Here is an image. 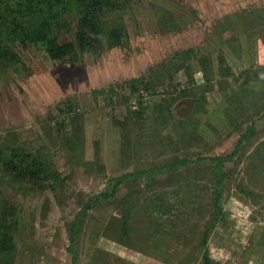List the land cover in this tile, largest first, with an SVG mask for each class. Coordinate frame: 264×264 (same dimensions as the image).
<instances>
[{"label": "rangeland", "instance_id": "obj_1", "mask_svg": "<svg viewBox=\"0 0 264 264\" xmlns=\"http://www.w3.org/2000/svg\"><path fill=\"white\" fill-rule=\"evenodd\" d=\"M261 6L264 0H130L122 14L127 31L122 45L96 53L85 51L74 67L65 60H52L37 44H15L24 65L0 70V142L16 131L19 139L46 146L63 184L55 191L29 194L0 184L1 196L16 205L21 219L12 264H73L66 249V226L79 211L81 199L107 188L114 176L176 154L194 159L231 153L241 134L234 130V123L258 110H263V115L255 119L256 131L242 141L238 155L225 162L221 199L225 215L212 230L208 247L218 264H264V80L251 79L249 90L242 91L241 108L232 105L231 111L226 108L224 93L230 87L238 89L243 75L238 81L231 78L224 90L215 81L206 92V111L196 114V132L202 139L189 148L164 141L166 123L152 111L154 102H170L172 95L163 92L169 81L166 74L161 77L163 71L152 77L156 83L153 93H143L150 105L149 117L139 125L119 122L136 99L132 96L126 101L130 91L123 82L149 67L155 70L180 48L197 44L210 51L216 78V51L222 48L235 74L250 68L248 75L252 77V70L264 67V14L257 16L251 11ZM162 8L173 17L163 28L157 19ZM229 36L233 38L227 43ZM190 65L194 79L200 82L197 61ZM187 79L182 69L175 73L173 82L184 86ZM173 89L174 96L177 92ZM186 99H178L173 110L187 104ZM65 103L73 108L68 106V111L58 113V107L67 106ZM190 109L188 105L185 113ZM175 112L180 116L179 109ZM66 115L74 118L66 125L67 133L76 125L83 126L80 151L67 150L63 144L56 122ZM212 167L205 159L182 167L183 174L170 181L165 174L157 175L164 180L156 184V190L172 207L165 213L145 204L149 195L145 180L120 183L117 201L104 200L87 213L77 245V264H201V235L213 210ZM239 183L249 193L243 192ZM131 187L139 192L129 197L126 205L129 230L125 234L116 219L122 215L118 199Z\"/></svg>", "mask_w": 264, "mask_h": 264}, {"label": "trees", "instance_id": "obj_2", "mask_svg": "<svg viewBox=\"0 0 264 264\" xmlns=\"http://www.w3.org/2000/svg\"><path fill=\"white\" fill-rule=\"evenodd\" d=\"M129 4L130 0H0V70L11 65H24L20 54L15 49L17 43L37 44L46 50L52 60H65L71 67L76 65L81 53L85 51L96 53L101 52L105 47L112 48L122 45L127 34L122 14L126 12ZM251 11L260 16V14H264V6L254 7ZM157 19L161 27L173 21L169 11L163 8L157 14ZM227 28L230 30L232 26H227ZM229 37L226 39L227 41L225 40L227 43L233 38ZM192 60H196L199 65L202 74L200 82L193 77L190 65ZM213 62L210 51H206L201 45H190L174 51L167 59L157 64L155 70L153 67H149L139 75L125 80L123 85L126 84L130 91L129 96L125 95L126 101H129L132 96H135L136 99L133 107L128 106V114L123 119H118L119 122H133L139 125L149 117L146 112L150 105L144 101L143 93H153L156 83L152 77L157 76L156 72L163 71L161 77H164L165 74L169 77L166 84L162 81L165 85L163 92L172 95H169L170 102L165 101L164 104L154 102L151 105L152 111H155L166 123L168 131L164 134V141L170 145H176L177 148H189L193 142L202 139L201 135L196 132L198 128L196 114L206 111V92L213 88L215 81L219 88L224 90L231 78L238 81L243 75L238 89L230 87V90L224 93L228 101L226 108L231 111L232 105L241 108V100L245 97L243 92L247 91V84L251 79L257 77L264 80V67L252 70V77L248 75L250 68L235 74L228 64L222 48H218L216 51L217 78ZM182 69L187 72L188 79L184 86H179L178 82H173V78L175 73ZM147 73H151L149 78H147ZM111 86L113 87V85ZM171 87H174L173 90L177 92L174 96V91H170ZM185 97H187V104L175 106L180 112V116H177L176 109L173 110L172 105L178 99ZM110 100L113 101L112 97ZM65 104L67 106L58 107V113L68 111V106L73 108L71 103ZM188 105H191V109L187 114L185 111H187ZM262 111L258 110L256 114L247 115L234 123V130L241 134L236 149L227 155H198L193 159L187 154H176L160 163L114 176L110 178L107 188L81 199L79 211L66 226L68 232L66 249L71 253L73 264H77V245L87 213L104 200L117 201L115 195L120 183L129 179L145 180V187L149 191V195L147 194L145 197V204H150L153 211L156 209L160 213L170 212L172 211L170 203L163 197V194L156 190V184L162 183L164 180L157 178V175L165 174L170 181L183 174L182 167L205 159H209L213 165L214 197L213 210L201 235L200 244L203 248L201 264H218L210 255L208 240L216 224L225 215L221 204L226 177L224 165L225 162L233 160L238 155L242 141L254 134L256 131L255 119L263 115ZM72 120H74L73 116L66 115L56 124L62 130L61 136L66 149L80 151L84 144L83 126L76 125L71 133L65 131L66 125H71ZM6 138L0 142V184L3 183L21 194L46 190L55 191L62 186L63 177L55 169L53 158L46 146H36L29 139H19L16 131L10 132L9 138ZM237 186L243 192L249 193L241 183ZM164 191L167 192V190ZM137 192H139L138 189L131 187L118 199L122 207V215L116 219H118V226L125 234L129 230V214L126 205L129 202V197L134 196ZM1 195L3 194L0 189V264H12L16 252L15 236L21 219L16 205ZM112 225L115 226L114 223Z\"/></svg>", "mask_w": 264, "mask_h": 264}]
</instances>
